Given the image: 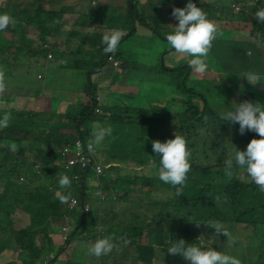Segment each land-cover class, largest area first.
<instances>
[{
	"label": "trees",
	"instance_id": "obj_1",
	"mask_svg": "<svg viewBox=\"0 0 264 264\" xmlns=\"http://www.w3.org/2000/svg\"><path fill=\"white\" fill-rule=\"evenodd\" d=\"M36 1L37 5L33 9L20 8L15 0L1 1L0 14L8 13L16 21L4 31H0L1 39L13 35L10 41L3 40L5 43H0V69L4 70L5 79L14 76V69L10 70L9 64L15 60L13 67L16 64L28 65L30 61L24 63L23 60H29L24 57L42 56L46 60H54L57 54L54 50L55 46L53 45L54 49H44L43 45H49L50 41H56L57 37L61 39L64 37V46L73 49L72 54L74 52L72 57L58 54L64 69H71L79 63L81 65V55L86 54L94 65L93 70L84 68L90 83L94 72L97 69L102 70L104 64L108 62V56H112L120 61L122 72L126 73L129 70L126 73L128 83L126 86L116 87V90H114L115 83L111 84L108 89L110 94L107 95L110 98L109 104L100 102L95 104L98 90L92 84L85 85L83 94L87 105L78 106V112L76 108L71 113H67L66 110L63 115L68 122L59 119L56 114L45 116L42 109L35 107L38 105L37 101L31 100L35 95L0 97V117L5 113L11 115L9 126L0 129V261L3 253L11 251L19 254L21 264H98L102 256L91 255L88 249L100 239V236H103V238H111L117 246H123L121 250L133 246L136 256L139 255V262L137 257L135 264H175L176 258L174 259L172 255L165 254L163 260V255L157 254V246L161 253H164L169 242L176 239H183L186 244L197 245V237L202 230L212 229L213 234L216 235L215 229L211 227L215 222L228 223L227 227L245 223L252 224V227L264 225V192L260 191L258 186L235 165L232 178L225 175V162L234 157L235 148L244 151L251 139L260 138L255 132L247 130L241 135L239 124H229L219 119L221 112L234 107L233 103L242 102L240 96L234 93L233 87L240 86L242 82L244 84V81L236 80L235 77L233 84L229 85L230 87L226 86V82L231 80L227 81L223 72L216 74L219 77L215 79L213 69L208 67V71L203 74L206 89L202 91L198 90L203 88L202 80L190 79L194 70L189 66L188 60L180 58V61L173 66L165 64V56L171 50L166 35L172 33L173 26L178 23L171 16L172 9L184 8L189 0H157L154 14L150 13L149 9L151 0H141L142 2L132 0V7L125 4L128 0H123L113 7L109 15L105 12L86 13L84 9L73 11L62 4L47 11L38 0ZM102 1L107 2V0ZM191 2L200 7L207 14V18L215 23L220 20L241 23L243 31L248 32L247 37L241 34L242 37L238 38L243 40V46L250 48L248 41L251 42L252 48L258 49L264 45V39L259 38L260 35H264V23L254 18L255 12L264 8V0H213L201 5H198L197 0ZM230 3L238 5L240 10L234 12L229 6ZM140 4L141 10L138 8ZM244 10H247V13ZM66 11L71 12L70 19L63 18ZM164 12L169 13L165 15ZM82 28L89 30L80 31ZM27 29L37 31L35 39L26 35ZM113 29H121L125 35L114 55L105 54L101 40ZM145 30L151 32L147 38L143 34ZM20 35L29 42L26 47L28 54L22 56H20V48L18 49ZM234 35L232 30L220 29L212 42L210 57L213 55L217 62L223 61L226 66L234 60L238 67L243 68L238 55L243 54L244 59H247L252 56V52L248 55L242 48L241 41L236 42L238 39H235ZM134 37H136L135 41L156 40L158 43L149 46L150 50H153L148 58L150 67L142 62L144 52L141 51L140 54L131 48L130 40ZM161 39L166 43L164 47L159 45ZM75 40L79 43L71 47ZM32 43L39 45V52L32 49ZM230 43H233L232 46ZM229 45L231 51L228 50ZM85 48L88 49L84 50ZM94 49L98 51L99 56L94 54ZM47 53L52 55L50 59L47 58ZM125 54L128 58H125L127 57ZM130 56L134 57L131 59ZM73 60L75 66L70 64ZM38 75L40 74L37 73L36 78ZM221 79L223 82L219 85ZM134 80H138L137 82L142 85L132 86L131 84L136 82ZM215 82L217 84H214ZM6 88L10 89L8 86ZM17 88L19 87L14 89ZM122 88H131L130 94L121 92ZM213 90H216L215 95ZM239 94L247 96L244 91H240ZM45 98L47 96H39L37 100L42 103ZM72 100L76 101L74 97ZM67 102L71 101H65L66 105ZM93 108L101 109V113L90 112ZM37 117L43 123L36 121ZM94 122L153 129L160 133L163 142L174 138L173 134L181 135L187 140L191 152V170L187 174L182 194L177 196L172 186L158 179L159 165L155 164L156 167H153L154 163L143 158L139 159V162L132 160V168H137L142 173L140 177L131 181L135 186L141 185L145 188V191H140L141 194L139 192L136 202L151 203L155 207L152 209L153 215L150 216L149 212L145 211L124 210V213L133 220L113 225L115 222L111 216L109 223L104 222L91 208L85 213L79 212V217L84 221L78 219L73 224L67 241L61 245L59 248L61 251H57L52 259L49 258V254L53 251V245L50 244L49 248H46L43 242L51 243L62 231L60 228L53 229L50 219L65 216L71 222V216L75 213L65 210L66 207L61 203L62 193L58 184L60 174H66L71 179L73 186L67 189L68 192L76 193L79 200L83 201L86 194V185L82 187L80 182L86 178L85 174L79 177L80 181L77 184L74 183L72 178L77 171L73 167L65 168L60 150L73 146L78 139L82 142L89 140L88 134L91 133ZM129 133L136 135L137 138L142 136L132 131ZM10 143L16 144V151L6 147ZM142 148V145L135 144L129 154L140 152ZM112 169L116 168L112 167ZM109 174L104 171L100 178L104 192L110 194L112 190L119 194L122 189V196H127L128 187L122 185L124 178L116 173L115 179L109 180ZM217 197L219 200L216 199ZM44 213H46L44 225L46 230H43V225L39 223L36 230L33 228L34 221L39 220V215ZM87 217H89L88 221H86ZM118 225L123 226L121 231H117ZM192 229H194L193 233ZM125 240L127 243H123ZM254 248L255 257L250 263L261 264L260 259L263 254L260 256V248L264 250V239H258ZM160 259L162 263H155ZM5 264L19 263L14 259ZM178 264H189V262L180 256Z\"/></svg>",
	"mask_w": 264,
	"mask_h": 264
},
{
	"label": "rangeland",
	"instance_id": "obj_2",
	"mask_svg": "<svg viewBox=\"0 0 264 264\" xmlns=\"http://www.w3.org/2000/svg\"><path fill=\"white\" fill-rule=\"evenodd\" d=\"M0 0V4H1ZM16 3L19 4L20 8H25V9H33L37 5L36 0H15ZM39 3L45 7V10L50 11L53 7H59L60 4L71 8L73 11L75 10H80L84 9L85 12L91 13V14H99L101 12H105V14L109 15L111 13L113 7L117 4V0H107V2L102 1V0H95V6H91L92 0H54L52 3H47V0H38ZM139 2H142L141 0H138ZM149 1V0H148ZM157 0H151L149 9L150 13L154 14V7L156 4ZM213 0H197L198 5L201 4H206L208 2H212ZM123 2V0H122ZM125 4L128 5V2H125ZM124 4V7H125ZM232 3H230V8H232ZM88 6V7H87ZM98 6L100 8H98ZM237 6V5H235ZM85 7V8H84ZM139 10H141L142 6L141 4L138 5ZM167 7H165L166 9ZM161 9V7H160ZM234 9V8H233ZM89 11V12H88ZM166 11V10H165ZM169 12H164L165 15H167ZM147 13L145 12V15ZM153 16V15H152ZM228 17H230V14H228ZM63 18L70 19L71 18V12L66 11V13L63 15ZM225 19V18H223ZM217 27L220 31L222 30H232L234 31V38L238 39L239 37H242L241 34L244 36H248V32L243 31V25L241 23H236L235 21H228V20H220L217 23ZM64 30V29H63ZM67 31V29H65ZM78 31V29L76 28ZM88 28H82L80 31H88ZM99 32L103 30H97ZM108 31H106L107 33ZM226 32V31H225ZM26 35L28 37L35 39L37 36V31L34 29H28L25 30ZM227 33V32H226ZM225 33V34H226ZM144 36L147 38L150 36L151 32L149 30H145L143 32ZM13 35L6 36L5 39L0 38V43H5V41H10V38H12ZM260 39H264V35L259 36ZM57 41H51L50 45L48 46L49 48H53V45L55 46V52L56 57L54 60L49 61L46 60L45 57L39 56L36 57L35 61L32 62V58H27L30 59V62L28 65H18L16 64L15 67L13 65H10V70L11 68L14 69L13 71V77L12 78H6L5 79V84L11 89H14L15 87H19L14 90H9L7 95L8 98H14L15 96H21V97H32L35 95L31 100L36 102L38 105L35 106L36 108L42 109V113L45 114V116H49L52 114L58 115L59 119H64L68 122L67 118H64V111L67 109L65 101H67V98L69 97H74L75 102L70 106L71 111H75L74 108H76L78 112V106L81 105H87L86 98L83 94V90L85 88V85L87 84H92L94 88L98 90L99 95H107L109 96L110 91L108 90L112 82H114V87L116 90V87L120 88L121 86L117 85H126L127 81L123 77H118L115 74V68L111 66L110 63L106 62L104 66L102 67V70L97 69L96 73L90 78V83H88V77L86 76L84 72V68L93 70L94 65L91 62V59H89L86 54L83 56L81 55V65L80 63L76 65V63L73 61H70V64H73V66L76 65V67H72L71 69H64V65H62L58 54H63L69 50L68 47L64 46V37L58 38ZM136 37H134L132 40H130L131 43V48H133L136 52L141 54L144 52L142 62L144 65L147 67H150V60L148 59L151 55L153 50H150V45L157 43L156 40H138L135 41ZM27 39L25 37H22L20 35L19 41H18V49L20 48V51L25 53L27 51L26 47L27 44L29 43L26 41ZM241 41V45L243 46V40L240 38L236 40V42ZM250 48L247 46H243L242 48L247 51V54L249 55L250 52H252V56L247 57V59H244L243 54L238 55V58L240 59V63L243 65L242 67H238L237 62L234 60H231L227 66L226 63L223 61L217 62L212 55L210 57L211 52L209 51L207 57H206V62L208 64V67H211L213 69V74L215 79L219 77L216 74H222L220 72H223L224 77L226 76V80L228 81V78L230 80H241L244 81L240 83V86H234L233 91L234 93L238 94L240 96V99L243 101H251L253 103L260 102L261 104H264V86H259L257 84L255 85H250L247 83L246 80L240 78L241 74L244 72H255L258 73L261 76V81L264 80V45L260 46V48H252V44L250 41ZM158 44V43H157ZM165 41L161 39L159 45L161 47L165 46ZM228 44V43H227ZM233 43H230L232 46ZM258 45V43H255ZM229 45L228 50L231 51V46ZM142 46L143 48H141ZM249 46V45H248ZM254 47V46H253ZM32 49H36L37 52H39V45H36L32 43ZM229 53V52H228ZM48 54V53H47ZM94 54L97 56L98 51L94 49ZM126 55V54H125ZM128 58V55H126ZM233 56V55H232ZM71 57V56H70ZM180 58L183 60L184 58L186 60H190L191 58L187 55H182L176 53L172 48L169 51V53L165 56V64L167 65H175L177 64V61H180ZM132 59V58H131ZM12 61V60H11ZM25 63L26 61L23 60ZM243 71L239 73V71ZM226 70V71H225ZM129 72V70L127 71ZM126 72V73H127ZM37 73H39L41 76H43L42 79H38V75L36 78ZM209 77V74L207 75ZM223 77V78H224ZM129 78V77H128ZM190 79L194 81L202 80L203 82V88L198 89L204 91L205 88V80L203 77V74H197L195 72L191 73ZM214 79V78H212ZM111 81V83H110ZM136 81L134 84H131L132 86L139 87L142 85V83ZM221 82H223V79L220 80L219 85H222ZM213 84V83H212ZM214 84H217L215 82ZM231 84L230 81L226 82V86H229ZM213 86V85H212ZM242 86V87H241ZM230 87V86H229ZM131 88H122L121 92L125 91L126 94H130ZM240 91H244L247 93V96H241L239 94ZM216 90H213V95H215ZM2 97L4 94H0ZM38 95V96H37ZM0 96V97H1ZM39 96H47L43 100L42 103L37 100ZM237 96V95H236ZM105 100H108L105 104L110 103V98L107 97ZM104 102V101H103ZM66 106V107H65ZM105 116V115H104ZM36 121H40L43 123L41 119H38V117L35 119ZM104 129H110V134L106 135L102 138V141L98 146H96L98 153L94 154V160L96 162L102 163L104 160V164L107 163L108 168L110 166L108 164H111L114 172L117 173V170L122 166L123 173L120 174L121 178H126L124 182L122 183L123 186H131L128 187L132 190L133 194L137 197L140 191H145V188L141 185L140 189L139 186H135L132 181H128L130 179L135 180L138 177H140V172L137 168H132V170L128 167L125 166L127 162H139L138 160L143 158V159H148L152 163L159 165V158L154 157L155 153L152 151V142L153 141H160L163 143V139L160 135V133L155 132L153 129H143L139 127H126V126H121V125H110V124H104L103 122H94L92 123V131L88 135L90 136L89 142H91L94 139L95 134L98 132H101ZM136 132L138 134H141L142 136L140 138H137L136 135L130 134L129 132ZM114 133L117 136H113ZM121 136L119 137V135ZM135 144H140L143 146L142 150L137 153H130V150L132 149V146ZM126 163H123L125 162ZM106 167V165H105ZM107 167L106 169L108 170L109 173L112 172V170H109ZM149 168V167H148ZM143 176H148V175H143ZM153 177V175L151 176ZM128 179V180H127ZM126 184V185H124ZM97 183L95 180V177L92 172H90L87 175L86 179V194L84 197V201L88 202L90 204H93V202L96 203L95 198L98 196V189H97ZM154 190V188H152ZM121 194L123 193V190L120 189ZM127 191H129L127 189ZM142 192H140L141 194ZM123 195V194H122ZM128 195V194H127ZM118 198V199H117ZM122 197H116L115 202H121V201H126L124 204H121L118 206L117 210L111 215V219L115 222L113 225L121 224L122 222L128 221L130 219L129 215L124 213V210L130 211L131 210H137L139 212H149V215H153V210L155 207L151 205V203L147 202H134L133 204H129L127 200L123 199ZM62 203V202H61ZM137 206V207H135ZM149 206V207H147ZM91 210L96 214L98 208L93 207ZM135 212V211H134ZM23 214L21 213L20 216ZM27 215V214H26ZM43 215V214H41ZM39 215V220H35V225L33 228L38 230L37 225L42 224L43 230H46L45 228V223H46V213H44L43 216ZM69 217V215H67ZM97 216V214H96ZM72 221L70 222L68 218L64 217H59L58 219L60 220V223L56 224V220L54 218H51V222L55 226V228H61L64 226H68L67 224L73 226V216H71ZM54 220V221H53ZM89 220V217H87L86 221ZM19 222V221H18ZM32 222V220H31ZM67 224H66V223ZM75 222V221H74ZM120 222V223H119ZM17 223V222H16ZM30 223V220H29ZM209 224V223H208ZM31 225V224H29ZM211 225V224H210ZM223 228H226L229 224H222ZM32 226V225H31ZM117 227V226H116ZM121 227H123L121 225ZM119 228V225L117 229ZM194 229H192V233ZM225 230H227L232 238L233 242L229 243L228 238L223 237L222 235H214L213 230L207 231V230H202L198 238V243L197 246L202 247L203 249H208V248H213L214 250L220 251L224 254L236 257L238 259H241V264H252L250 263L252 259L255 257V243L258 239H264V225L259 224L255 227H252V224H236L227 227ZM115 233V232H114ZM58 237L57 235L54 237L55 239L50 243L48 241L43 242V244L46 246V248H49L50 244L52 245H57L55 249H59L60 246L64 243L63 242V237L60 238L59 236V241L56 238ZM103 236H100V239H102ZM64 245V244H63ZM252 246V249L250 250V247ZM129 248V250L127 249ZM54 249V248H53ZM52 249V250H53ZM61 250H59L60 252ZM121 251V252H120ZM260 256L262 255L261 259L262 262L261 264H264V250L260 248ZM3 256L1 257L0 264H5L8 261H18L19 264H21V261L19 260L18 253H13L11 251H8V253H3ZM106 255H103L105 257ZM106 257H109L108 262L111 264H135L137 263V257H138V262H139V255L135 254V251L131 249L130 247L123 248L122 250L120 249L119 246L113 249V251L108 254ZM176 258L175 264H178V260L180 259V256L176 255L174 256V259ZM104 261V258L102 259ZM91 263L93 261H90ZM160 261H155V263H160ZM39 263V262H38ZM162 263V262H161ZM36 264V263H35ZM87 264V263H85Z\"/></svg>",
	"mask_w": 264,
	"mask_h": 264
},
{
	"label": "clouds",
	"instance_id": "obj_3",
	"mask_svg": "<svg viewBox=\"0 0 264 264\" xmlns=\"http://www.w3.org/2000/svg\"><path fill=\"white\" fill-rule=\"evenodd\" d=\"M129 1L132 2V0H128V4ZM95 3L96 2H93L91 6H95ZM130 7H132V5ZM236 7L238 8V10H236ZM98 8L100 7L98 6ZM232 8H234V12H238L240 10L238 5H232ZM244 12L247 13V10H244ZM171 16L176 21H178V23L176 26H173L174 31L166 35V40L168 44L171 46L172 49L175 50L176 53L187 55L191 58L189 60V66L194 70L195 73L201 75L206 73L208 71L206 57L212 47L213 40L219 33L217 24L214 21L209 20L207 18V14L200 7H197L196 4L191 2V0H189V2L184 8L174 7L172 9ZM254 18L258 22L264 23V8L258 9L255 12ZM15 23V18L10 14H0V31H4L10 24ZM124 35L125 34L121 29H113L109 34H105L101 40V43L104 45V53L114 55ZM49 45L44 44L43 48H49ZM19 52L20 56H22V54H28V52H21L20 49ZM71 55L72 51L68 54V56L70 57ZM109 57H111L112 60H109ZM133 57L134 56H130V58ZM108 58V63H110L111 66H113L116 70L122 72V70L120 69V61L114 59L112 56H108ZM35 59L36 58H32V60ZM24 61L28 62L30 61V59ZM15 62L16 60L9 64V66L14 65ZM114 62H116L117 65H114ZM96 72L97 71H95L94 74ZM41 77V75L38 76V79H40ZM240 78L246 80L247 83L250 85L260 83L261 80V76L258 73L251 71L242 73ZM230 82L231 84H233L234 81L231 80ZM6 89L7 88L5 84V72L3 69H0V94H5L4 92ZM96 95L97 97L95 104H97L98 102H100L101 104H105L107 102L104 101L106 97H104L103 100L100 99L101 95H99V93H97ZM5 97L7 96L4 95L2 98ZM233 104L234 107L231 110L220 113L219 119L229 124H239V133L241 135H243L247 130L250 132H255L260 138L251 139L246 146V150L244 151H240L235 148L234 157L232 159H228L225 162V175L229 178H232L234 174L233 167L235 165V167L241 170L252 183L258 186L260 191L264 192V104H261L260 102L253 103L247 100L239 104ZM93 111L98 114L101 113V109L99 108H93L90 112ZM10 120L11 115L9 113H5L2 117H0V129L8 127ZM109 134L110 129H104L101 132L95 134L94 139L91 142H89V140L85 142H82L79 139L76 140L82 143V148L87 145L88 153H86V155L89 158V163L87 166L86 162L82 160L81 162L84 164V166L87 167L80 168L79 166H74L73 168H75V170L77 171V175L75 174L72 179L74 183L77 184L78 181H80L79 177L85 174L86 178L80 181L81 186L84 187V185H86L87 175L90 172L93 173L98 189V196L95 198V207L98 208L96 212L101 210V206L104 201L107 202L109 200V198L105 196L104 190L102 189L104 185L100 181V178L103 175L104 171L108 172V170L106 169V167L108 168V162L105 164V160L102 163L96 162L94 160V154L99 152L97 151L96 146L100 144L102 138ZM173 136L174 138L168 139L163 143L158 140L153 141L151 147L153 153H155L154 157L159 158V167L157 168L158 179L164 184L172 186L176 191V195L179 196L182 194L183 187L187 179V174L191 170V152L188 148L187 140L183 136L178 134H173ZM6 147H8L11 151H16L15 143H10L6 145ZM63 162L65 164L64 159ZM130 163L133 165L132 162ZM96 167L101 168L102 172L100 175H96V173L94 172V169ZM153 167H156V165L153 164ZM58 184L59 188L61 189L59 191L62 193L61 202L66 207L65 210H69L68 212L70 213L75 212L74 215L76 216V221L73 222V224H75L78 219H81L79 217V212L85 213L86 211H88L89 208L92 207L88 202L86 203L83 200H79L76 193L74 194L68 192L67 189H70L73 186L71 184V179L68 175L60 174ZM216 199L219 200V197H217ZM112 200L114 201V199ZM54 220H56V224L60 223V220L58 218H54ZM83 221L84 219H81V222ZM67 225L68 226H64V228L61 227L60 229L62 233L58 234L60 238L63 237L64 244L67 241V238L72 228L71 225ZM52 226L53 229H55L53 223ZM211 227L215 229L216 235H222L223 237L228 238L229 243L233 242L231 234L223 228L222 224H220L219 222H215L211 225ZM125 243H127L126 240ZM116 247V243H114L111 238H102L97 240L88 249V251L89 254L94 255L96 257H100L103 255L107 256ZM57 251H59V249L54 248L53 251L49 254V258L53 259ZM157 254H162L163 260L165 254H169L172 256L179 255L185 261H188L189 264H241V261L236 257L224 254L220 251L214 250L213 248L203 249L202 247L197 246L195 244H186L183 239H176L175 241H170L167 246V251L164 253H161L160 248L157 246ZM103 258H101L100 260H102Z\"/></svg>",
	"mask_w": 264,
	"mask_h": 264
},
{
	"label": "crops",
	"instance_id": "obj_4",
	"mask_svg": "<svg viewBox=\"0 0 264 264\" xmlns=\"http://www.w3.org/2000/svg\"><path fill=\"white\" fill-rule=\"evenodd\" d=\"M52 2H54V0H47V3H52ZM93 2H95V0H92V3ZM122 2V0H117L116 1V3H121ZM88 7V6H87ZM45 8V7H44ZM85 8V7H84ZM89 12V11H88ZM87 13V12H86ZM64 19H66V18H64ZM57 40H59V39H56V41ZM79 43V41H74L72 44H71V47H75L77 44ZM88 48H85L84 50H87ZM71 51H73V49H69L67 52H65L64 54L65 55H68ZM72 55H74V52H73V54ZM71 55V56H72ZM68 57V56H67ZM32 58H34V57H32ZM35 60H33V62H34ZM118 72H120V71H118V70H115V74L118 76V77H123L126 81H127V83H128V80L126 79V73L125 72H120V73H118ZM42 78H43V76H42ZM110 83H111V81H110ZM112 83H114V82H112ZM127 83H126V85H127ZM126 85H123V86H126ZM232 85V84H231ZM257 85H259V86H264V80L263 81H261L260 80V83H257ZM119 86H122V85H119ZM9 90H11V89H6L5 90V94L4 95H6V96H10V95H7V93H8V91ZM73 99V97L71 96V97H69V98H67V101H71V102H67V113L68 112H70L71 113V109H70V106L75 102L74 100H72ZM104 100V99H103ZM65 106V107H66ZM65 110V111H66ZM65 111H64V113H65ZM109 166H110V168H108L109 170H112V172L109 174V180H114L115 179V174H116V172H114L113 171V169H112V166H111V164H108ZM125 166H128L131 170H132V164L130 163V162H127V164L125 165ZM117 173L120 175L121 173H123V170H122V167L120 168V170H118L117 171ZM123 179V178H122ZM126 178H124L123 180H122V183L124 182V180H125ZM128 180V179H127ZM128 181H131V179H129ZM124 185H126V184H124ZM128 187H131V186H128ZM128 195L127 196H124V199L125 200H127V202L129 203V204H132V203H134V202H136V196L133 194V192H132V190L130 189V188H128ZM105 193V196L107 197V198H109V200L106 202V201H104L103 203H102V206H101V210L100 211H98L96 214H97V217L98 218H100L101 220H103L104 222H108L109 223V217L117 210V208H118V206H120L121 204H124V202H126V201H124L123 199V201H119V202H115L116 201V197H122V194L121 193H119V194H116V193H114L112 190H111V193L109 194V192L108 193H106V192H104ZM112 199H114L115 201H113ZM118 199V198H117ZM90 204V203H89ZM95 202H93V204H90V206L93 208V207H95ZM95 214V215H96ZM133 219H129L128 221H132ZM74 221H76V216L74 215L73 216V222ZM128 221H125V222H128ZM119 227H121V225H119ZM122 230V227H121V229H117V231H121ZM57 236H59L58 234H57ZM57 239H58V241H59V237H56ZM55 239V238H54ZM53 239V240H54ZM127 241V240H126ZM123 243H125V242H123ZM57 245H53V248H55ZM125 246V245H124ZM123 246H120V248H122ZM128 247H130L131 249H133V246H128ZM57 249V248H56ZM108 260H109V257H105L104 258V261H102V260H99V263L100 264H111V263H109L108 262ZM98 263V264H99Z\"/></svg>",
	"mask_w": 264,
	"mask_h": 264
},
{
	"label": "built area",
	"instance_id": "obj_5",
	"mask_svg": "<svg viewBox=\"0 0 264 264\" xmlns=\"http://www.w3.org/2000/svg\"><path fill=\"white\" fill-rule=\"evenodd\" d=\"M236 10H238V8L236 7ZM48 58H51V55L49 54L47 56ZM109 60H112L111 57L108 58ZM114 65H117L116 62H114ZM82 143L79 141H76L73 146L71 147H66V148H62L61 150V157L65 159V168H71L74 166H79L80 168H85L88 166L89 163V158L87 157L86 153H88L87 151V145L85 147L82 148ZM85 161L87 166H84V164L81 161ZM94 172L96 173V175H100L102 170L100 167H96L94 169ZM76 178V177H75ZM103 198V196H102ZM73 204V203H72ZM76 204V203H74Z\"/></svg>",
	"mask_w": 264,
	"mask_h": 264
},
{
	"label": "water",
	"instance_id": "obj_6",
	"mask_svg": "<svg viewBox=\"0 0 264 264\" xmlns=\"http://www.w3.org/2000/svg\"><path fill=\"white\" fill-rule=\"evenodd\" d=\"M129 5L131 6L132 5V2L131 1H129ZM105 97V95H101L100 96V99H103Z\"/></svg>",
	"mask_w": 264,
	"mask_h": 264
}]
</instances>
